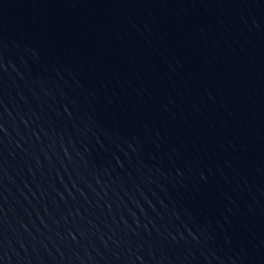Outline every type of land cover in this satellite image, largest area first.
Returning a JSON list of instances; mask_svg holds the SVG:
<instances>
[{
	"label": "water",
	"instance_id": "95a60500",
	"mask_svg": "<svg viewBox=\"0 0 264 264\" xmlns=\"http://www.w3.org/2000/svg\"><path fill=\"white\" fill-rule=\"evenodd\" d=\"M0 264H264V0H0Z\"/></svg>",
	"mask_w": 264,
	"mask_h": 264
}]
</instances>
